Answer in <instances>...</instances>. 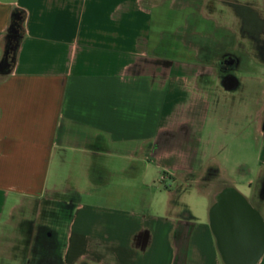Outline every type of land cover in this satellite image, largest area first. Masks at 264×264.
I'll use <instances>...</instances> for the list:
<instances>
[{
    "label": "crops",
    "instance_id": "crops-1",
    "mask_svg": "<svg viewBox=\"0 0 264 264\" xmlns=\"http://www.w3.org/2000/svg\"><path fill=\"white\" fill-rule=\"evenodd\" d=\"M146 1L0 0V58L14 7L26 11L14 67L0 74V260L15 257V213L44 214L46 198L77 194L62 264H227L211 213L198 220L187 201L197 193L213 206L237 189L204 154L212 65L197 56L206 34L184 32L195 56H171L155 28L158 4ZM260 165L258 198L264 143ZM157 170L168 184L162 213L138 202L156 197Z\"/></svg>",
    "mask_w": 264,
    "mask_h": 264
},
{
    "label": "rangeland",
    "instance_id": "rangeland-1",
    "mask_svg": "<svg viewBox=\"0 0 264 264\" xmlns=\"http://www.w3.org/2000/svg\"><path fill=\"white\" fill-rule=\"evenodd\" d=\"M146 3L150 7V4H158L154 8L155 28L165 35L166 39L163 40L168 41L167 44L174 46V52L169 51L171 56L193 58L195 55L183 48L181 36L195 29L206 34L202 40L205 41L203 48L197 56L207 66L212 65L205 69V75L213 82L209 91L211 106L206 112L210 116L203 142L205 158L228 168L222 171L219 180L230 181L249 198L253 206L264 207L256 196L264 143L262 134L257 130L259 114L264 113V0H147ZM242 6L257 12L260 22L257 21L258 33L243 30L244 20L238 11V7ZM1 47L4 50L5 41ZM227 52L238 59L233 72L239 85L232 90L222 87L224 78L219 66V60ZM151 176L157 187L156 197L151 199L152 193L148 195V192H144L138 202L144 209L148 202L153 201V207L162 213L168 197V184L162 179L163 170H157ZM192 191L190 187L187 193L192 194ZM71 198H74L73 201L46 198L44 214H37L32 203L30 207L33 210L23 207L25 210L15 213L14 222L9 226L12 232L8 241H13L15 257L7 259V262L0 260V264H21L25 257L30 261L29 264H40L42 258L48 256V246L53 242L58 257H61L70 217L81 200L77 194H72ZM187 201L188 208L198 220H209L212 205L203 200L200 194L188 195ZM52 209H57L55 214ZM40 237L47 247L45 253H41Z\"/></svg>",
    "mask_w": 264,
    "mask_h": 264
},
{
    "label": "flooded vegetation",
    "instance_id": "flooded-vegetation-1",
    "mask_svg": "<svg viewBox=\"0 0 264 264\" xmlns=\"http://www.w3.org/2000/svg\"><path fill=\"white\" fill-rule=\"evenodd\" d=\"M252 32L258 33V30L256 31L253 29ZM237 65H238V59L235 56H233L230 52L225 53L223 55V58L219 60V66L221 67V71L223 72V78L224 79L230 78L232 79L233 82H236L237 79L235 77L233 70ZM259 116L260 117L257 119V121H258V124H260L261 132L264 136V113H260ZM258 196H259V200L261 201V204H263L264 203V180L261 182ZM244 204L245 205L250 204L246 198L240 199V198H236L235 195L232 193H224L222 196V200L217 201L212 206V209H211V220H212L211 225L216 235L217 246L220 252V257L227 264L230 260L244 261L249 256L247 252L245 251H248L251 248H255V245L258 242L257 239H253L252 241L245 240L244 241L245 247L239 248V249L234 247L230 242L227 243L225 241L226 243H224L222 234L220 232V229H221L220 224L227 223L228 221H230L229 218L231 216L237 215L241 217V220H242V217H244L243 219L246 222L249 220V218L251 221H256L255 216L249 215L247 210L244 208L245 207ZM254 208L260 213V211L256 207ZM260 216L261 218H263L261 213H260ZM220 238H222V241H220L221 240ZM250 242H252V245ZM239 253H243V254H239Z\"/></svg>",
    "mask_w": 264,
    "mask_h": 264
},
{
    "label": "water",
    "instance_id": "water-1",
    "mask_svg": "<svg viewBox=\"0 0 264 264\" xmlns=\"http://www.w3.org/2000/svg\"><path fill=\"white\" fill-rule=\"evenodd\" d=\"M222 83L223 86L229 90L235 89L238 86V81L233 82L230 78L224 79ZM224 193H232L236 198L240 199L245 198L237 189L230 187L220 194L218 201L222 200ZM244 208L247 210L249 215L255 216L256 221H251L249 218V220L247 219L248 221L246 222L243 219L244 217H242L241 220V217L237 215L231 216L229 218L230 221L220 224V232L222 234L224 243L230 242L234 247L239 249L245 247V240L252 241L253 239H257L258 242L255 245V248L245 251L249 256L244 261L230 260L228 264H255L264 250V220L261 218L260 213L251 204H246ZM220 239V241H222V238ZM250 243L252 245V242Z\"/></svg>",
    "mask_w": 264,
    "mask_h": 264
},
{
    "label": "trees",
    "instance_id": "trees-1",
    "mask_svg": "<svg viewBox=\"0 0 264 264\" xmlns=\"http://www.w3.org/2000/svg\"><path fill=\"white\" fill-rule=\"evenodd\" d=\"M238 11L240 12L241 17L244 20L243 30L244 31L248 30L250 31V33H254L252 32L253 29L257 31V28L259 26L257 23V21L259 22L257 17L258 16L257 12L247 6L238 7ZM25 18H26V11L19 7H14L10 17V23L8 29L5 33V38H4L5 47L3 50V55L0 58L1 75H7L11 73L14 67L18 49L24 34ZM40 238L42 239L41 253H45L46 252L45 249L47 247L44 246V239L42 237ZM47 240H45V243H48ZM48 247L51 250L46 249L48 251V256L45 255L40 261V264H62V256L60 257L59 255L58 257L56 253L55 242L51 243ZM49 256L50 258H48Z\"/></svg>",
    "mask_w": 264,
    "mask_h": 264
}]
</instances>
